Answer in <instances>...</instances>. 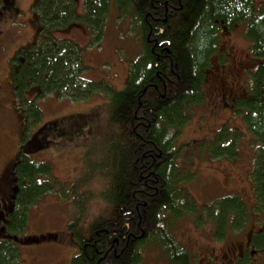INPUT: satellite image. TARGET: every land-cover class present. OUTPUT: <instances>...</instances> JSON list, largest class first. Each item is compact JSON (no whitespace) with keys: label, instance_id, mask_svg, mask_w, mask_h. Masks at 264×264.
I'll use <instances>...</instances> for the list:
<instances>
[{"label":"trees","instance_id":"16d2710c","mask_svg":"<svg viewBox=\"0 0 264 264\" xmlns=\"http://www.w3.org/2000/svg\"><path fill=\"white\" fill-rule=\"evenodd\" d=\"M11 1H0V16L1 8ZM111 2L117 17L128 18L133 30L137 26L142 40V52L130 62L121 89L105 80H86L81 48L54 34L80 26L99 42L110 19ZM32 9L35 39L18 48L9 63L24 131L17 158L0 174V264H22L19 244L58 237L56 232L25 233L32 205L54 191L73 207L66 224L77 248L71 264H138L144 250L155 246L170 263L186 257L170 230L174 220L187 212L198 215L200 210L186 188L192 173L177 163L182 146L175 140L189 120V109L203 102L205 69L217 50L221 22L229 26L247 22L251 50L264 55V2L35 0ZM262 83L264 66L251 78L247 96L233 106L243 115L253 142L264 140ZM29 90L33 99L25 97ZM49 94L74 102L106 97L105 128L87 147L85 172L57 190L50 183L51 164L31 156L49 143L38 135L54 121L42 123L37 105ZM222 139L218 135L208 151L221 156L226 147L235 152L234 141L227 147ZM241 198L231 195L212 205L217 210L210 215L215 214L219 229L230 212L237 219L243 217Z\"/></svg>","mask_w":264,"mask_h":264},{"label":"rangeland","instance_id":"374dc122","mask_svg":"<svg viewBox=\"0 0 264 264\" xmlns=\"http://www.w3.org/2000/svg\"><path fill=\"white\" fill-rule=\"evenodd\" d=\"M34 1L12 0L11 4L8 3L1 8L0 174L9 162L17 158L19 139L24 131L22 130L23 121L15 108L16 100L11 86L9 63L18 48L35 39L37 27L32 9ZM255 1L263 2V0ZM111 5L108 15L109 29L99 42L94 41L91 31L80 26L68 28L66 31H57L54 34L56 37L71 39L81 48L82 62L86 66L83 77L86 80H105L116 89H121L125 85L128 74L124 67L126 65L128 68L130 62L138 55V43L140 42L141 47L142 40L136 37L137 26L134 30L120 29L116 26L119 22L122 24L126 18L117 17V8L113 2ZM244 27L243 42L237 39L240 46L248 44ZM242 48L239 46L234 48L238 60L244 59L242 57L245 50ZM206 76L208 77V74ZM208 81L203 88V103L189 109L191 112L189 120L175 140L177 146H182L181 157L177 163L181 166L185 165L192 173V180L186 183V188L197 203L196 208H199L201 203L202 205L211 203L218 196L229 193L248 198L250 186L246 171L250 169V159L257 146V142H253L250 136L243 134L244 138H240L235 144L236 157L227 160L217 156L215 160L210 159L213 156L210 151L207 153L206 151L211 147L207 141L213 137V125L226 120L227 117L230 118L232 113L229 110L223 111L222 103L211 97ZM25 97L33 99V92L27 91ZM105 102V96L96 95L89 101L74 102L65 97L58 98L53 94L37 101L42 111L41 122L54 121V124L38 135L39 138L44 137L49 140V143L32 151L31 156L37 161L42 160L51 164L50 183L54 185L55 190L64 186L68 187L85 172V152L91 147L90 143L98 140L105 128L103 125L106 117V109L103 106ZM228 118V121H232L230 124L233 127L236 123H240L238 120H233L237 119L236 116H233L231 120ZM34 131L35 126L29 128L30 134ZM93 182L96 183V181ZM72 208L68 200L60 198L57 191L45 193L32 205L28 214L26 235L56 232L58 237L55 240L19 244L18 251L22 264H71V257L77 250L75 239L66 227L71 219ZM192 214L195 220L199 217L197 214L187 212L173 221L170 233L174 239L189 232H195L194 228L199 225L195 224ZM204 225L208 228L206 221ZM159 251L160 249L156 246L144 250L143 259L138 264H170ZM113 253L116 254L115 249Z\"/></svg>","mask_w":264,"mask_h":264},{"label":"flooded vegetation","instance_id":"af4514ba","mask_svg":"<svg viewBox=\"0 0 264 264\" xmlns=\"http://www.w3.org/2000/svg\"><path fill=\"white\" fill-rule=\"evenodd\" d=\"M256 4L258 3L256 2ZM246 23H233L232 26H229L221 22L218 32L220 37L217 42V50L213 55L214 59L205 69V80L202 89L209 80L208 88L211 97L222 103L223 111L229 110L233 114L230 118H227L231 120L233 116H236L237 119L234 118V121L238 120L240 123L242 121V124L236 123L235 127L230 124L232 121H228L227 118L224 121L217 122V125L215 123L212 131L214 133L213 137L207 141L211 147L218 135L223 137L222 140L225 141V146H231L233 141L237 144L240 138H244L242 137L243 134L252 138L251 133L247 131L243 115H239L233 109L238 99L247 96L251 78L254 79L259 68L264 66V55H258L257 52L254 53L251 50L252 43H250V38L245 32ZM243 27L248 44L240 46L237 39L243 42ZM240 33H242V36H240ZM236 46L243 47L242 49L245 50L242 57L244 59L240 58L238 60L234 52ZM206 74H208V77ZM260 93L264 95V83L260 86ZM202 103H199V105ZM196 105L198 104H193V107ZM230 149L227 148L226 150V147L223 149L222 159L228 160V158L236 157V151ZM233 153L235 155H232ZM211 155L219 156L217 151H211ZM210 159L215 160L216 158ZM250 161V169L246 171L250 186L248 198L245 199L240 195L244 205L243 217L237 219L232 211L227 215L226 221L219 229L217 221L212 216L215 214L210 215L217 210L213 209L212 205H217L223 197H229L232 194L218 196L211 203L203 205L201 203L197 208V210H200L197 215L199 217L195 220L192 214L195 224L199 225L194 228L197 234L189 232L176 237L178 242H181V247L185 250L187 256L175 263L165 260L170 264H264V140L257 141V146H255ZM204 221H206L208 228L205 227ZM161 256L163 255L161 254Z\"/></svg>","mask_w":264,"mask_h":264},{"label":"crops","instance_id":"0c3cea01","mask_svg":"<svg viewBox=\"0 0 264 264\" xmlns=\"http://www.w3.org/2000/svg\"><path fill=\"white\" fill-rule=\"evenodd\" d=\"M109 21H110V19H108V21H107V23H106V25H105V28H106V29H105V32L108 31V29H109V28H108ZM116 26L119 27L120 29H126V30H129V29H130V30H132V27H131V24H130V21H129L128 18H126L125 21H124L122 24H121L120 22L117 23ZM105 32H104V33H105ZM136 37H137L138 40L140 39L138 35H136ZM102 39H103V38H102ZM141 47H142V44H141ZM141 47H140V42H139V43H138V47H137V48H139V49H138V55L142 52V48H141ZM136 56H137V55H136ZM125 69H128L126 65H125V67H124V70H125Z\"/></svg>","mask_w":264,"mask_h":264}]
</instances>
